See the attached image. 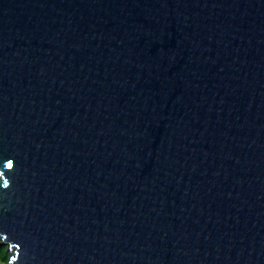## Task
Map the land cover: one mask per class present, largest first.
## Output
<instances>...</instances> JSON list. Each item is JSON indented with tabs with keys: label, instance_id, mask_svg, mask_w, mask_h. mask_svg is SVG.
<instances>
[{
	"label": "water",
	"instance_id": "1",
	"mask_svg": "<svg viewBox=\"0 0 264 264\" xmlns=\"http://www.w3.org/2000/svg\"><path fill=\"white\" fill-rule=\"evenodd\" d=\"M0 239L264 264V0H0Z\"/></svg>",
	"mask_w": 264,
	"mask_h": 264
},
{
	"label": "trees",
	"instance_id": "2",
	"mask_svg": "<svg viewBox=\"0 0 264 264\" xmlns=\"http://www.w3.org/2000/svg\"><path fill=\"white\" fill-rule=\"evenodd\" d=\"M9 257L7 246L0 245V264L6 263L9 260Z\"/></svg>",
	"mask_w": 264,
	"mask_h": 264
},
{
	"label": "rangeland",
	"instance_id": "3",
	"mask_svg": "<svg viewBox=\"0 0 264 264\" xmlns=\"http://www.w3.org/2000/svg\"><path fill=\"white\" fill-rule=\"evenodd\" d=\"M3 241L0 239V244L1 245H5V246H7V251H8V253H9V256H10V253L12 254L13 253V249H12V247H11V249L9 248V246H11V244L9 243H3ZM11 257V256H10ZM10 257H9V260L6 262V263H4V264H11L10 263Z\"/></svg>",
	"mask_w": 264,
	"mask_h": 264
},
{
	"label": "snow or ice",
	"instance_id": "4",
	"mask_svg": "<svg viewBox=\"0 0 264 264\" xmlns=\"http://www.w3.org/2000/svg\"><path fill=\"white\" fill-rule=\"evenodd\" d=\"M9 167H11V165H9Z\"/></svg>",
	"mask_w": 264,
	"mask_h": 264
}]
</instances>
